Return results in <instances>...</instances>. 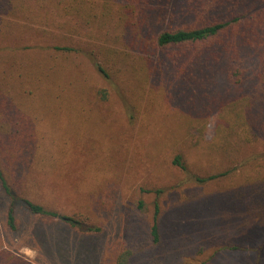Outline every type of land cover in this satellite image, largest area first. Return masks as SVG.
Segmentation results:
<instances>
[{
  "label": "trees",
  "instance_id": "trees-1",
  "mask_svg": "<svg viewBox=\"0 0 264 264\" xmlns=\"http://www.w3.org/2000/svg\"><path fill=\"white\" fill-rule=\"evenodd\" d=\"M179 99L190 111L178 124L186 150L171 160L184 174L177 184L218 185L254 165L256 177L246 185L232 192L222 185V203L239 212L234 221L223 215L222 228L238 238L202 240L189 254L191 240H166L161 224L163 201L173 196L180 203L182 193L171 185L141 188L153 197L150 222L134 218L147 205L139 199L126 215V238L101 264H213L220 255L245 251L242 229L254 221L264 225V165L258 164L264 160V140L258 146L264 0H0V188L7 228L18 231L21 208L80 235L102 234L82 208L67 202L64 211L58 208L64 178L70 186L71 175L81 171L93 184L126 147L122 127L137 132L142 123L141 132L163 130L158 143L173 139L164 111ZM211 118L215 135L205 141ZM187 150L201 153L206 175H185L202 167ZM42 184L52 188L45 197ZM198 198L191 193L184 204L194 206ZM0 264L32 263L1 251Z\"/></svg>",
  "mask_w": 264,
  "mask_h": 264
},
{
  "label": "rangeland",
  "instance_id": "rangeland-1",
  "mask_svg": "<svg viewBox=\"0 0 264 264\" xmlns=\"http://www.w3.org/2000/svg\"><path fill=\"white\" fill-rule=\"evenodd\" d=\"M157 97L162 99L167 96L161 93ZM182 105L180 99L171 101L167 103V109L164 111L166 120L163 123L170 128L169 132L173 133V139L170 136L171 140L162 142L163 139H161V143H158L163 130L157 131V135L150 130L141 132L142 123H139L141 125L135 130L137 132L131 131L132 134L128 129L126 130L127 127H122L120 134L124 129L122 137L126 147L124 150L115 151L113 162L111 160V165L105 169V172L97 174L98 179L93 184L87 181L81 171L71 175L70 186L64 178L63 190L59 192L62 200L57 204L58 208L64 211L66 202L76 209L82 208L84 214L88 213L92 221L102 227V234L80 235L63 223L43 221L21 208L17 210L18 231L11 232L5 223L7 199L0 188V252L6 251L17 255L32 264H101L105 258L113 256L115 250L119 249L126 238L127 226L131 223L126 215L132 213V208L137 206L139 199H144L147 205L141 212L134 214V218L144 224L150 222L152 216L150 202L153 197L143 194L141 188L167 185H171L172 190L174 187L178 188L184 198L180 203H176L173 196H168L163 201L161 224L166 240L168 237L176 239V243L190 239L192 249L188 250V253L192 254L196 251L195 244L201 243L202 240L203 242L211 240L215 244L220 241L222 244V238L227 240L235 238L233 233L227 232L228 227L222 228L223 223L226 225V220L225 222L222 220L223 215L234 221L239 213L238 209L222 203V196L224 198L225 194L222 192V185L225 190L231 192L240 185H246L247 181L256 177L254 165L244 171L237 170L218 185L192 186L198 185L195 181L177 184L184 174H178L174 170L171 160L176 153L186 150L179 144L181 133L178 131V124H182L186 116L183 114L190 111ZM119 108V106L115 107V111H120ZM159 115L162 114L159 113ZM212 119L214 118L206 122L205 141H209L215 135V124ZM112 128L115 132L117 131V128ZM103 130L105 129H101V132ZM94 131L97 132L95 129ZM263 140L264 138L260 140L259 148H262ZM187 151L191 157L199 160L202 167L197 169L193 165L192 171L185 175L187 177L191 173L199 176L206 175L205 163L202 156H199L201 153ZM90 154L88 159H93L94 155ZM258 164L264 165V160H260ZM28 178V183L32 184L36 191V183L30 177ZM74 180H77V186H74ZM50 189H52L51 185L43 187L42 184L38 191L42 197H45L44 194ZM191 193L198 195V203L187 206L184 201ZM212 213L214 217H217V222L211 218ZM214 223L217 224V230L214 228ZM252 225L253 228H241L242 232H239L241 234L239 237L244 238L241 245L242 248L245 247V251L220 255L213 264H264V249L261 254L258 249L263 244L264 225H258L257 221H254Z\"/></svg>",
  "mask_w": 264,
  "mask_h": 264
}]
</instances>
